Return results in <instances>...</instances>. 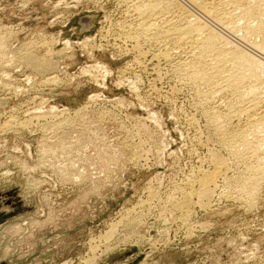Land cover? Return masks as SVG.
Instances as JSON below:
<instances>
[{
    "label": "rangeland",
    "instance_id": "obj_1",
    "mask_svg": "<svg viewBox=\"0 0 264 264\" xmlns=\"http://www.w3.org/2000/svg\"><path fill=\"white\" fill-rule=\"evenodd\" d=\"M133 2L0 0V264H264V175L249 186L240 126L209 114L229 97L180 51L157 63L153 34L137 48ZM215 156V196L183 208Z\"/></svg>",
    "mask_w": 264,
    "mask_h": 264
},
{
    "label": "bare ground",
    "instance_id": "obj_2",
    "mask_svg": "<svg viewBox=\"0 0 264 264\" xmlns=\"http://www.w3.org/2000/svg\"><path fill=\"white\" fill-rule=\"evenodd\" d=\"M188 1V3H190V9H185L182 6L180 7V2H177L178 5L175 1L173 2V0H143L141 2L140 0L139 2L138 0H136V2L134 0L135 3L133 2L129 7L131 10H126L128 13L134 11V14L137 15L136 17L138 18L135 35L131 37L134 41L136 40L137 48L139 36L142 34L148 36L153 34L157 39V44L164 42L165 44L163 43V47L158 46L160 50L158 49L159 51L157 54L154 53L155 60L158 61L157 63L161 60H165L168 63L171 62L173 58L172 55H174L172 53H178V51L185 54L184 56L187 59V63L185 64V61L182 62L181 60V65H185L184 69L187 71L186 74L189 77L188 79L193 83L203 82L208 85H214L212 83L215 78H218L219 81L216 79L218 82L215 83L217 86H215L216 91L214 92L228 95L227 97H229V100L224 102L225 112H222L223 110L221 111V108L218 106L214 111L209 112V114L210 116L212 114V118L217 119L224 114L223 117H226V120L236 122L238 127L240 126L238 129H233L235 131H233V134L231 131L230 132L232 135L236 133L234 136L242 135V139L244 138V140H241L243 142V144L241 143L242 147L244 146L246 152L249 149V151H251L252 163L250 162L251 165L248 167L249 171H253L255 174L252 178L247 176L248 178L246 177V179L251 180V182H248L250 184L249 186L254 188L259 179L258 175H264V156L262 155L264 154V0ZM126 13L127 12H125V14ZM83 25L85 28L89 27L87 21H84ZM23 47H25L27 51V53H25L24 62L26 61L31 66L43 72L51 70V67L54 65L50 61L51 59H45L46 57L34 55L31 52L33 47H31V44H25ZM158 66L156 65V67ZM131 67L129 68L130 70L133 69ZM134 68L136 67L134 66ZM52 79L54 81L57 80L56 77L50 80ZM216 93L214 95H217ZM232 106H234V108H232L234 110H231ZM31 124L32 123H30V125ZM234 124L235 123H233V125ZM222 129L220 128L219 130L222 131ZM248 131L251 132V134H249L250 132L247 133L249 134L248 136H252L253 134L252 138H250L256 139V144H251V141H248L250 138L246 136L247 134L245 136L248 138H245L243 135V133L245 134ZM258 131L262 133L261 140H257L258 134H255V132ZM228 135L224 134L223 139L225 141L228 140L227 145L230 146L232 141L236 138L234 139V136L230 137V134ZM236 141L237 140H235L236 144H234V146L240 144V142ZM238 147L242 148L241 146ZM136 154L138 155V153ZM213 163L215 165L213 171L202 173L193 180H189V185L192 189L189 193L187 192L188 194L186 193L187 195H185L183 199L181 205L183 208H188L193 197L203 203V201L212 200L215 196L219 179H221L225 173L226 164L216 156L213 157ZM38 182L40 181L34 183ZM253 188L252 191L256 189L253 190Z\"/></svg>",
    "mask_w": 264,
    "mask_h": 264
},
{
    "label": "water",
    "instance_id": "obj_3",
    "mask_svg": "<svg viewBox=\"0 0 264 264\" xmlns=\"http://www.w3.org/2000/svg\"><path fill=\"white\" fill-rule=\"evenodd\" d=\"M112 260H114V261H115V259H112ZM118 262H120V261H118Z\"/></svg>",
    "mask_w": 264,
    "mask_h": 264
}]
</instances>
